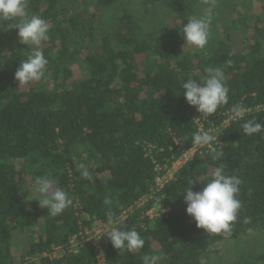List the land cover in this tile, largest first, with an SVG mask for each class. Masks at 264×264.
Wrapping results in <instances>:
<instances>
[{"label": "trees", "instance_id": "trees-1", "mask_svg": "<svg viewBox=\"0 0 264 264\" xmlns=\"http://www.w3.org/2000/svg\"><path fill=\"white\" fill-rule=\"evenodd\" d=\"M137 1L160 20L145 28L126 0H28L29 12L50 27L41 45L48 64L41 80L21 86L15 72L33 47L19 43L18 21L0 20V264H99L92 241L83 239L75 253L72 240L86 225H107L109 214L145 244L119 252L105 234L106 264H143L152 254L160 255L158 264H219L212 261L216 247L264 233V131L242 130L248 119L264 124V0L245 16L242 0ZM220 7L228 16L211 24L206 48L185 46L183 25ZM102 11L115 14L105 20ZM209 66L223 68L229 94L228 104L206 116L186 102L181 85L201 80ZM235 104L248 112L222 131L215 146L223 158L197 153L139 207L156 190L157 167L196 146L198 121L232 117ZM80 164L91 180L81 177ZM219 165L242 179V207L227 237L198 229L184 203L189 180L199 191ZM45 175L73 200L55 217L30 191ZM158 198L161 209L151 218ZM56 248L63 253L54 258ZM231 264H264V253Z\"/></svg>", "mask_w": 264, "mask_h": 264}, {"label": "clouds", "instance_id": "clouds-1", "mask_svg": "<svg viewBox=\"0 0 264 264\" xmlns=\"http://www.w3.org/2000/svg\"><path fill=\"white\" fill-rule=\"evenodd\" d=\"M0 20L18 21L12 27L17 29L19 43L32 46L33 53L26 60L20 62L15 72V80L21 85L41 80L46 71L48 60L41 50L42 42L49 38L50 27L47 21L38 15L31 14L28 10V0H0ZM211 14L194 16L180 29L185 38V46L194 50H204L210 38ZM231 65V60L227 61ZM201 80L187 79L181 85L186 102L195 107L198 113L211 116L219 107L228 104L229 88L223 68L207 67ZM233 119H243L248 109L241 104L233 105ZM245 135L252 136L264 131V124L254 118L242 124ZM217 140L209 131L193 134V144L207 146L214 153L212 159L220 160L224 153L212 147ZM80 175L91 180V173L84 165H78ZM189 187L184 192L186 214L191 217L198 229H203L207 234L230 236L232 226L237 220L242 207L238 199L242 179L238 175L226 173L223 165L214 169L211 178L204 183L199 191L193 190L195 180H189ZM31 194L38 201L41 208L46 209L48 215L55 217L61 215L73 204L67 191L58 185V179L50 175L37 177L32 185ZM109 197H105L104 204L110 206ZM247 222V221H246ZM107 223L112 226L107 231V239L119 252L134 253L144 247L145 241L133 228L122 230L114 225L117 223L111 214ZM161 257L158 254L144 255L143 264H158Z\"/></svg>", "mask_w": 264, "mask_h": 264}, {"label": "rangeland", "instance_id": "rangeland-1", "mask_svg": "<svg viewBox=\"0 0 264 264\" xmlns=\"http://www.w3.org/2000/svg\"><path fill=\"white\" fill-rule=\"evenodd\" d=\"M243 4L246 6V10L243 7L242 10H240V13L245 16L249 12L250 14H253L257 11V3L255 0H242ZM124 6H126L129 11L134 13L138 20H140L141 24L148 28L150 25L155 24L160 19L157 18L155 13L152 14H146L145 11L142 9V6L140 5L139 1L137 0H126ZM254 6V8H253ZM229 7V6H228ZM230 8V7H229ZM212 22L211 24L215 23V21L219 20L220 17L228 16L223 11V8L220 7L219 13L215 11V9H210ZM103 12V19H108L109 16L115 14L114 12ZM218 16V18H217ZM76 75L79 77V70L75 68ZM233 120V118L229 117L224 120L218 119H212L208 118L205 121H202L201 124L203 125L204 131H209L212 135H215L217 139L222 135V131L228 126L230 121ZM217 141V140H216ZM161 205L158 203L155 210H153L152 215L156 216L159 213V210L161 209ZM86 231H89L88 237L92 239V241L96 242L98 241V234L103 232V229H99V227L96 225H86ZM84 235L82 234L79 237H76L72 240V251L75 253H78L81 248V243L83 241L84 236H86L85 232L83 231ZM264 253V233H258V232H250L245 238L240 239L238 241H232L229 243L221 244L220 246L215 248V254L213 257V263H219V264H231L234 261L241 259V258H249L252 256H256L259 254ZM56 255H62V252L57 253Z\"/></svg>", "mask_w": 264, "mask_h": 264}, {"label": "built area", "instance_id": "built-area-1", "mask_svg": "<svg viewBox=\"0 0 264 264\" xmlns=\"http://www.w3.org/2000/svg\"><path fill=\"white\" fill-rule=\"evenodd\" d=\"M231 118V117H230ZM206 119H202L198 121V126H199V132H203V125L201 124L202 121H205ZM229 125V124H228ZM219 145V138L217 139V141L213 142L212 147H215ZM204 149L208 151H210L209 147L207 146H195L187 151H183L182 156L175 160L171 166H165L164 168L161 166L157 167V173L158 176L156 178V190L153 192V194L151 196H149L148 198H144L142 199L139 203L138 206L142 207L144 204H146L148 202V200L153 199L156 197V194L158 192H160V190L172 179H174L175 174L184 166L186 165L197 153H202L204 151ZM160 204V199H157V204ZM161 207V206H160ZM156 208V207H155ZM155 208H153L152 210H150L148 212V216L151 218H154L155 215H152L153 210H155ZM164 209H162L163 211ZM128 216V212L126 211L122 217L120 218V222L124 221ZM119 224V222H117L114 226L116 227ZM99 229H103L104 231L98 234V241L97 243L92 241V239H90L88 237V232L86 231V229L84 230L86 236H84L83 239H86L87 241H92L96 247V254H97V259L99 264H106L105 262V255L102 252L101 248H100V244H101V240L103 238V236L105 234H107V231L109 230L110 227L108 224L107 225H98ZM82 234L84 235V233L82 232ZM81 234V235H82ZM63 249L62 248H56V250L53 252V254L51 255L54 258L60 257L61 255H56L57 253L62 252ZM63 253V252H62Z\"/></svg>", "mask_w": 264, "mask_h": 264}]
</instances>
